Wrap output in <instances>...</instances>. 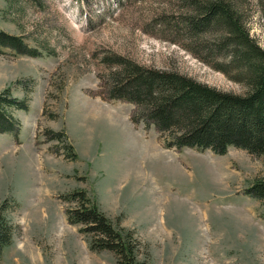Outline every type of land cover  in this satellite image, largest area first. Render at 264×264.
I'll return each instance as SVG.
<instances>
[{
    "label": "rangeland",
    "instance_id": "374dc122",
    "mask_svg": "<svg viewBox=\"0 0 264 264\" xmlns=\"http://www.w3.org/2000/svg\"><path fill=\"white\" fill-rule=\"evenodd\" d=\"M233 1L264 49V0ZM188 13L179 0H0V29L39 50L0 49V92L28 104L12 109L17 139L0 133V204L12 226L0 264H118L67 222L74 204L62 197L79 189L134 231L139 262L264 264V202L245 193L264 178V156L164 148L154 126L132 123V103L103 96L118 58L244 93L226 47H213L219 33H190Z\"/></svg>",
    "mask_w": 264,
    "mask_h": 264
},
{
    "label": "trees",
    "instance_id": "16d2710c",
    "mask_svg": "<svg viewBox=\"0 0 264 264\" xmlns=\"http://www.w3.org/2000/svg\"><path fill=\"white\" fill-rule=\"evenodd\" d=\"M179 1L189 9L184 23L190 33H219L213 47H226L228 66H234L240 77L236 75L237 81L247 90L242 94L224 91L174 70L145 67L118 58L119 66L111 72L107 96H103L132 103V123L142 122L145 129L154 126L164 148L224 154L235 147L264 156V49L249 35L233 0ZM1 48L29 56L39 54L21 36L0 29ZM27 108L25 98L13 96L8 87L1 91L0 133L16 136L20 123L12 109ZM46 134L57 140L64 137L62 131ZM69 156L77 158L74 152ZM245 193L264 202V178L256 179ZM62 201L74 204L65 209L66 220L88 236L90 250H108L115 254L118 264H146L137 259L134 231L113 223L86 190L67 193ZM5 204H0V255L11 242L12 226L3 214Z\"/></svg>",
    "mask_w": 264,
    "mask_h": 264
}]
</instances>
